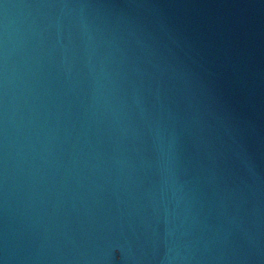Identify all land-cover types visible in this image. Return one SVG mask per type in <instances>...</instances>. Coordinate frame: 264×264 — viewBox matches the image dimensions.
<instances>
[{"label":"water","instance_id":"95a60500","mask_svg":"<svg viewBox=\"0 0 264 264\" xmlns=\"http://www.w3.org/2000/svg\"><path fill=\"white\" fill-rule=\"evenodd\" d=\"M0 264H264V0H0Z\"/></svg>","mask_w":264,"mask_h":264}]
</instances>
